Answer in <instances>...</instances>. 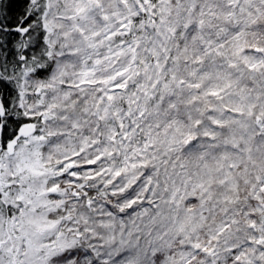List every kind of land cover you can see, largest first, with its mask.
Masks as SVG:
<instances>
[{
	"label": "snow or ice",
	"instance_id": "1",
	"mask_svg": "<svg viewBox=\"0 0 264 264\" xmlns=\"http://www.w3.org/2000/svg\"><path fill=\"white\" fill-rule=\"evenodd\" d=\"M0 264H264V0H0Z\"/></svg>",
	"mask_w": 264,
	"mask_h": 264
}]
</instances>
